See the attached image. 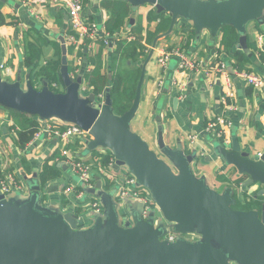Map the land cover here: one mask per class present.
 I'll use <instances>...</instances> for the list:
<instances>
[{
	"label": "water",
	"instance_id": "obj_1",
	"mask_svg": "<svg viewBox=\"0 0 264 264\" xmlns=\"http://www.w3.org/2000/svg\"><path fill=\"white\" fill-rule=\"evenodd\" d=\"M127 1L133 9L150 4L158 13L171 15L168 30L152 44L127 111L115 113L109 88L102 101L96 92L82 95L83 76L70 73L64 35L59 38L63 90L54 92L47 81L37 88L30 80L23 85L0 76V106L89 131L87 152L109 150L115 157V169L126 166L137 184L148 190L158 210L143 218L142 203H120L116 197L119 186L107 190L97 178L95 186L86 191L101 201L104 211L82 230L76 214L42 206V185L34 173L27 196L6 197L0 192V264H264V152L252 155L243 150L237 137L229 146L214 143L215 152L236 169L242 186H249L259 200L256 208L235 209L232 186L219 192L205 177L194 174L196 153L168 145L160 127L156 140L160 155L131 128L140 106L146 64L178 17L191 21L196 31L209 29L214 35L231 25L239 34L237 48L246 50L247 25L256 21L264 29V0ZM169 229L201 238L193 242L179 237L170 242L163 238Z\"/></svg>",
	"mask_w": 264,
	"mask_h": 264
},
{
	"label": "crops",
	"instance_id": "obj_2",
	"mask_svg": "<svg viewBox=\"0 0 264 264\" xmlns=\"http://www.w3.org/2000/svg\"><path fill=\"white\" fill-rule=\"evenodd\" d=\"M0 12L4 17V23L0 22V76L8 82L19 80L23 85L30 80L36 87L41 88L44 81L48 82L47 78L43 75L34 76L32 72H37L48 61L58 59L55 44H61L60 36H65L69 29L68 9L59 2L42 3L35 0L30 6L24 0H0ZM158 14L156 8L150 4L139 6L137 9L131 7L130 16L118 28L116 37L125 39L128 35H145L147 30H154L157 25L156 21H150L149 15ZM82 17L97 25V39L93 42L88 41L92 42L90 47L87 43L79 49L74 47L72 53H69L70 73L73 77L82 75L84 80V72L94 67L92 57L100 54L102 71L111 78L114 71L121 69L124 62L122 60L115 62L112 59L115 45L106 31L110 11L102 7L101 1L83 0ZM262 30L256 21L249 23L248 48L246 50L237 48L239 37L231 48H227L223 43L222 29L215 35L209 29L196 31L191 21L178 17L173 30L158 40L157 46L179 49L190 59L210 68V74L206 76L202 72L199 74L191 71L179 72L177 69L179 56L176 55L171 56L167 67H162L157 61V50L146 64L140 106L132 120V130L149 143L146 137L157 140L158 130L162 127L168 145L180 146L187 153H196L192 163L193 172L198 177H205L207 183L214 189L224 190L229 186L217 179L218 173L232 172V180L240 176L234 167L226 165L215 152L214 143L217 140L212 139L205 131L209 120L223 114L232 121V125L226 129L228 146L232 138L237 137L243 150L250 151L252 155L264 152V88L249 85L237 75L238 62L244 70L264 75V57L256 55L254 49L256 37ZM30 48L37 49L34 55L28 52ZM151 48L152 46L150 50ZM83 50L84 53L79 55V51ZM237 54L242 56L241 61H238ZM147 57L138 61L141 69ZM220 61L227 65L231 77L234 93L232 98H228L231 108L226 107L221 100L228 87L226 76L215 69ZM174 80L184 86V97L179 98V90ZM90 92L96 91L87 87L84 80L82 95ZM157 118L160 121H157ZM22 120L20 117V121ZM34 120L37 121L39 128L49 123L63 122L56 118L41 120L37 117ZM15 121L11 110L0 106V172L13 173L24 185L22 192H14L11 195L27 196L29 183L34 181V173L39 175L44 162L54 156L51 162L62 167L63 172L59 178L42 186V206L63 213L76 214L79 229L92 226L96 221L90 204L94 195L86 191L82 196L76 191L66 192L67 187L77 185L78 177L61 160V150L67 147L77 156L88 160L93 166L94 186L97 178H100L107 190L115 189L121 184L123 177L128 173V168L124 166L115 169L113 165L107 169L110 177L102 176L105 166L99 161L104 149L87 152L86 148L78 146L76 142L68 144L60 137L47 133L33 137L21 145L18 130L13 127V123H16L17 127L24 125ZM190 134L198 135V140L191 141ZM242 182L243 180L238 186L230 185L234 188L236 203L245 202L241 199L244 190ZM127 199L125 204L129 200L132 204L136 203L131 196ZM246 200L251 204L250 209L259 206V200L247 197Z\"/></svg>",
	"mask_w": 264,
	"mask_h": 264
},
{
	"label": "built area",
	"instance_id": "obj_3",
	"mask_svg": "<svg viewBox=\"0 0 264 264\" xmlns=\"http://www.w3.org/2000/svg\"><path fill=\"white\" fill-rule=\"evenodd\" d=\"M28 5L31 6V3L35 2V0H24ZM42 3L47 2H59L63 3L68 9L69 16V29L68 33L65 34L66 43L68 46L75 47L76 49L81 48L84 45H87L88 41H95L97 39V31L98 27L95 23L85 20L82 17L83 11V0H38ZM126 39L129 41L135 40V35H128ZM91 42V43H92ZM91 43H88V47L91 46ZM158 51L157 61L162 67H167L169 63V59L172 55L179 56V62L177 65V69L179 72L191 71L196 74L202 72L204 75H209L210 68L204 67L201 63H198L189 57H187L184 53H182L179 49H167L164 46L155 47L154 51ZM256 55L260 56L264 54V29L257 35L256 37ZM215 69L226 76V85L228 87V91L225 92L221 96L222 103L225 104L226 107L231 108L228 103V98H232L234 96L232 90L231 77L228 74L227 65L220 61L218 62ZM238 77H241L245 80L249 85H252L257 88H264V75L255 74L246 70L237 71ZM174 84L177 86L179 90V98L185 96L184 86L182 84L177 83L174 80ZM99 99L102 101L105 98V93H97ZM14 124V123H13ZM232 125V121L223 114H220L213 119L209 120L205 126V131L210 137L214 140L220 141L221 143L227 144V134L226 129ZM42 133H47L51 136H57L63 139L68 144L73 142H78L79 145L86 148L87 142L91 139V135L89 131L81 128L80 126L73 123H65L59 122L57 124L49 123L45 127L39 128L35 137L40 136ZM198 135L190 134L189 139L191 141L198 140ZM103 155L110 154V161L102 170V176L110 177L107 171L108 168L112 167L115 163V157L108 150H104ZM63 157V159H62ZM60 158H57L59 160ZM61 160L66 163L72 171H74L78 177V183L74 187H67L66 192L76 191V187H83L84 190L76 191L80 196L85 194L87 188H91L94 186V177H93V166L92 164L86 160L85 158H81L73 153L69 148L65 147L61 150ZM116 197L117 200L124 204L125 200L131 196L134 198L135 202H139L143 204L142 216L143 218H148L151 211H157L158 208L152 199L150 193L147 189L139 186L137 184L136 177L128 171V173L123 177L121 184L118 185ZM24 190V185L20 183L17 177L11 172H5L2 176H0V192L4 195L10 196L14 192H22ZM87 192V191H86ZM128 200V199H127ZM92 211L94 214L102 215L104 211V207L101 201L92 197L90 201ZM166 225H171V222H166ZM178 232L169 229L168 232L164 235V239L174 242L178 238Z\"/></svg>",
	"mask_w": 264,
	"mask_h": 264
},
{
	"label": "trees",
	"instance_id": "obj_4",
	"mask_svg": "<svg viewBox=\"0 0 264 264\" xmlns=\"http://www.w3.org/2000/svg\"><path fill=\"white\" fill-rule=\"evenodd\" d=\"M101 5L106 10L110 11V17L106 22V31L109 34V37L112 38V42L115 45V49L112 53V59L115 62L122 60L124 63L121 69H123H116L114 71L115 73L112 74V77H108V75L102 71L100 54H97L91 59L94 67L84 72V80L87 87L92 88L97 93H104L105 90L109 88L113 99L114 111L115 113L121 115L130 108L135 97L136 88L141 75V67L138 61L141 58L147 57L155 38L159 34L168 30L171 23V16L167 15L166 13H159L157 16L149 15L150 21L157 22L155 29L147 30L145 35H138L136 36L135 40L129 41L123 37H116L115 34L118 32V28L130 16L132 5L127 0H101ZM0 22L4 23V17L1 12ZM221 29L225 47L231 48L232 45L238 40L239 34L237 30L231 25H224ZM68 32L69 31L66 33ZM55 45L57 47L58 59L48 61L46 64L41 66L37 72L35 71L32 73H34V76L43 75L47 78L49 82V88L51 90L54 92H61L63 90V84L61 82L60 76L61 47L59 43H56ZM254 49H256V45ZM36 50V48H30L28 52L34 55ZM72 51L73 47L68 46V54L72 53ZM83 53L84 50L79 51L78 54L82 55ZM261 55L264 57V54ZM236 57L238 58V61H241L242 56L240 54H237ZM238 66V71L244 70V67L241 65V63L238 62ZM74 76L76 77V75ZM9 110H11L12 114L16 115L15 122L25 126L17 127L16 123L13 124V127L18 130L17 133L19 136V143L24 145L27 141L35 137L39 130L38 123L36 120H34V118H37V116L27 113H20L13 109ZM20 117L23 119L22 121H20ZM220 141L222 142V140ZM77 143L78 142H76V144ZM77 145L80 146L79 143ZM93 152H96V150ZM53 159L54 156L46 160L41 171L39 172L37 180L42 186H45L52 180H55L62 175V167H58L55 165V163L51 162ZM109 161L110 154H102L101 160L99 162L106 167ZM2 175L3 173L0 172V176ZM231 175L232 172L218 173L217 179L220 182L227 183L228 185L238 186L243 178L240 176L236 180H232ZM80 190H84L83 187H76V191ZM248 209H250L249 206L241 210Z\"/></svg>",
	"mask_w": 264,
	"mask_h": 264
},
{
	"label": "rangeland",
	"instance_id": "obj_5",
	"mask_svg": "<svg viewBox=\"0 0 264 264\" xmlns=\"http://www.w3.org/2000/svg\"><path fill=\"white\" fill-rule=\"evenodd\" d=\"M252 22H253V21H252ZM252 22H250V23H252ZM14 116L16 117V115H14ZM146 138L149 140V145H150V147H151L154 151H156L157 153L160 154L155 138H153V139H151L150 137H146ZM160 155H161V154H160ZM217 190H218L219 192L223 191L222 188H217ZM242 195L245 196V202H240V203L237 202V203H235V204L233 205V208H235V209H243V208H246V207H248V206L251 205V204L246 200V197H247V199H249V198H250V199H251V198H254V194H251V193H250V187H249V186H247V187L244 186V190L242 191ZM180 235H183V234H181V233L178 232V236H180ZM191 235H193V234H192V233L184 234V236H186V237H190Z\"/></svg>",
	"mask_w": 264,
	"mask_h": 264
},
{
	"label": "flooded vegetation",
	"instance_id": "obj_6",
	"mask_svg": "<svg viewBox=\"0 0 264 264\" xmlns=\"http://www.w3.org/2000/svg\"><path fill=\"white\" fill-rule=\"evenodd\" d=\"M181 237H184V238H186L187 240H189V241H193V242H195V241H197V240H199V239L201 238L198 234H193V235H191L190 237H186V236H184V235H181Z\"/></svg>",
	"mask_w": 264,
	"mask_h": 264
},
{
	"label": "bare ground",
	"instance_id": "obj_7",
	"mask_svg": "<svg viewBox=\"0 0 264 264\" xmlns=\"http://www.w3.org/2000/svg\"><path fill=\"white\" fill-rule=\"evenodd\" d=\"M179 237H181V235H180ZM179 237H178V238H179Z\"/></svg>",
	"mask_w": 264,
	"mask_h": 264
}]
</instances>
